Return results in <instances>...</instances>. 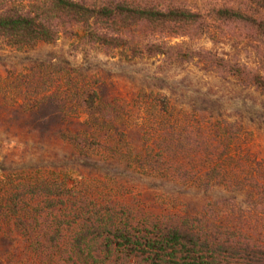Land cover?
<instances>
[{"label":"trees","instance_id":"16d2710c","mask_svg":"<svg viewBox=\"0 0 264 264\" xmlns=\"http://www.w3.org/2000/svg\"><path fill=\"white\" fill-rule=\"evenodd\" d=\"M231 24L263 60L264 0H0V127L55 146L19 168L1 156L0 264H264V158L241 123L66 61L2 58L67 35L264 96L262 64L200 43Z\"/></svg>","mask_w":264,"mask_h":264},{"label":"rangeland","instance_id":"374dc122","mask_svg":"<svg viewBox=\"0 0 264 264\" xmlns=\"http://www.w3.org/2000/svg\"><path fill=\"white\" fill-rule=\"evenodd\" d=\"M216 31V43L208 36L201 39L200 43L207 48L236 54L244 62L264 66V59L260 60L250 37L239 25L231 24ZM76 40L62 35L56 42L41 43L28 53L4 52L2 58L6 64L16 68L28 64L30 56L43 60L66 61L72 66L90 68L93 72L95 70L107 78H112L116 86L124 92L139 88L153 89L167 94L178 106H194L213 115L220 113L228 120L242 124L245 134L243 144L249 147L253 156L264 158V96L257 90L240 85L232 77L206 72L195 63H169L160 57L133 61L110 57ZM6 132L0 127V159L3 155L7 156L5 165L10 168H19L26 161L37 162L35 159L46 156L47 149L53 147L49 141H32L26 136H21L18 141L15 135L18 130ZM197 135H192L193 139L199 136ZM51 160L59 164L55 157ZM44 161L49 162V159ZM128 180L138 186L147 184L145 181L139 183L133 175H128Z\"/></svg>","mask_w":264,"mask_h":264}]
</instances>
